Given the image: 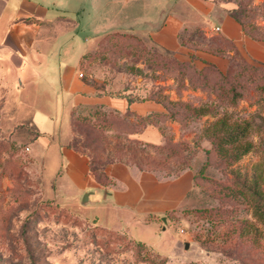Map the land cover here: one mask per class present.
<instances>
[{
	"label": "rangeland",
	"instance_id": "1",
	"mask_svg": "<svg viewBox=\"0 0 264 264\" xmlns=\"http://www.w3.org/2000/svg\"><path fill=\"white\" fill-rule=\"evenodd\" d=\"M234 9L243 27L231 13ZM226 15L252 43L220 30ZM73 17L78 34L89 40L86 50L95 47L82 68L84 77L103 81L105 90L116 95L169 100L168 107L181 108L184 115L179 122L187 137L167 133L156 146L143 147L129 142L125 133L102 131L109 142L102 149L103 159L131 155L138 161L134 157L146 153L162 177L193 163L192 189L169 213L170 220L162 216V224L154 220L145 228L139 222L129 225L133 239L107 228L120 227L111 204L87 202L88 192H76L75 202L67 200L73 190L56 176L54 149L45 152L31 144L37 131L29 105L39 120L43 114L53 117L55 144L70 137L67 118L55 104L51 107V96L21 81L0 53V264H264V222L253 216L255 177L264 191V0H209L199 5L194 0H82ZM173 20L184 23L170 34ZM108 33L122 37L115 35L110 45L102 40ZM140 46L145 50H138ZM157 54L160 67L153 63ZM168 57L196 71L205 61L222 73L229 68L233 81L221 85L217 94L194 87L188 79L191 71L188 76L180 71L183 63L166 69ZM204 108L208 112L200 114ZM219 119L223 126H214ZM129 120L137 125L133 115ZM227 131L237 139L234 145L221 142L227 151H220L216 137ZM246 143L250 150L234 159V146ZM94 218L106 227L96 226Z\"/></svg>",
	"mask_w": 264,
	"mask_h": 264
},
{
	"label": "crops",
	"instance_id": "2",
	"mask_svg": "<svg viewBox=\"0 0 264 264\" xmlns=\"http://www.w3.org/2000/svg\"><path fill=\"white\" fill-rule=\"evenodd\" d=\"M194 1L198 5L209 2ZM81 8L82 0H0V53L20 75L21 81L24 79L25 84L37 85L40 94L51 96L48 99L51 107L55 104V109L62 111L63 118H67L70 137L66 136L64 141L55 144L53 117L43 114L39 120L36 108L26 103L32 107L31 121L38 131L31 144L36 143L45 152L54 149L58 158L56 176L62 177L61 182L64 178L67 187L73 190L67 200L75 202L76 192L80 195L88 192L87 202L89 199V202L111 204L118 213V216L114 214L118 218L114 222L120 227L111 225L107 228L122 230L132 237L127 231L129 225L139 222L145 228L154 220H161L162 224V216L167 221L171 219L169 213L180 207L192 189L195 167L192 163L178 175L162 177L155 171H141L123 161H113L104 168L112 182L102 186L88 173L87 156L67 146L72 137L70 113L75 106L102 105L120 113L129 110L136 117L166 112L159 99L145 97L128 101L125 95L106 91L103 81L94 78L95 83L83 76L82 57L95 47L86 50L89 40H83L77 32L78 23L73 15ZM203 16L207 19L208 13ZM222 20L220 30L230 35L233 33L240 42H253L247 36L241 37V27L235 20L227 15ZM183 23L182 20L170 21L168 33H176ZM228 25L232 26V31ZM169 99L178 101L171 95ZM167 133L176 139L187 137L183 136L181 123L171 118L148 123L131 137L158 145L164 142Z\"/></svg>",
	"mask_w": 264,
	"mask_h": 264
},
{
	"label": "trees",
	"instance_id": "3",
	"mask_svg": "<svg viewBox=\"0 0 264 264\" xmlns=\"http://www.w3.org/2000/svg\"><path fill=\"white\" fill-rule=\"evenodd\" d=\"M235 9L232 10L231 12L233 15H234ZM235 19L243 27L242 21L239 20L236 16H235ZM115 35L118 37H122V35H119L117 33H110V34L108 33L102 37V40L106 39L108 43L111 45V42H112L111 39L115 37ZM122 41L126 42L125 40H122ZM221 41L222 43L223 42L226 43V39L224 38ZM227 42L229 43L227 46L234 48L233 44H231L229 41ZM142 49L145 50L144 46L138 47V50H142ZM212 53L218 54L219 52L212 51ZM89 55L90 53H85L83 55L82 61L80 64L81 68L85 66L86 58ZM151 56H153V54H151ZM156 56L157 58L156 60L153 61V63H155L156 67H160L159 64L161 63L160 62L161 56L159 54H157ZM147 60L148 59H146L145 62H147ZM165 62H166V69L168 70L169 69L172 70V68L175 67L176 65H181L183 63L184 66L182 67V69H180L181 73L184 74L185 76H188L190 75L188 72L191 71L192 75L188 77L190 83H192L194 87H198L208 92L217 94L220 91L221 85H224V86L227 85L228 87L229 81L230 83L233 81L232 79L233 76L229 74V71H230L229 68H227V70L224 73H222L216 67L214 63L209 62V61H205L203 67L198 71H196L189 63L184 62V61H177L175 58H172V57L166 58ZM249 67H251V65ZM195 74H196V77H195ZM217 82H220L219 83L220 85H217ZM229 89L232 90V92L234 93L233 86H230ZM125 96L127 97L128 101L136 100V98H132L129 95H125ZM149 98H154V97H149ZM161 102L166 112H162V113L151 112L147 114L146 116H137V117L129 110L125 113H120L112 109H108L107 111L103 112L101 111V109L103 108L102 105H95V106L78 105V106H75L71 110L70 128L72 132V137L69 140L67 146L87 156L88 173L92 176L93 180L97 184L105 186L112 182L111 179L105 174L104 168L108 163L113 162V161H123L126 164L136 166L141 171L143 170L155 171L156 170L155 168H153V163L147 159L146 153L142 154L139 157L136 155L134 158L138 159V161L131 159V155L129 157L126 156L124 158H122V156L121 157L117 156L116 158H113V159H108V158L103 159L101 155L103 151L102 149L105 148L106 144H109V142L105 139V137L101 133H103L102 131H110V130L114 131L115 130V132H118V133H125L127 135L126 139H128L129 142L131 141L134 143H138L142 145L143 147L156 146L157 144L147 143L137 138L131 137L130 135L139 133L141 129L144 126H146L148 123H154L155 121L160 120V119L171 118L173 120H178L180 122L182 121V119L184 118V115L182 112L180 114V110H182L181 108H177L176 110H171L170 107H168V105H170V103L172 104V102H170L169 100L161 101ZM208 109L209 108L202 109L200 114H205L206 112H208ZM192 111L195 112L196 109L193 108ZM129 115H133L134 117L137 118L138 120L137 125L133 121L129 120ZM85 123H88L86 124L87 131L86 130L83 131V129H85L83 124ZM217 124L222 125L224 124V122L222 119H219L214 123V126H216ZM235 127L236 125L234 126V128ZM244 128H247V127L245 126ZM227 133L228 135L216 137V140L218 139L217 146L220 151H227L224 148L225 146L221 145V142L224 143V145H229V144L234 145L237 139V136H235L231 131L229 132L227 131ZM36 135H38V131ZM233 149L235 150V152L233 153L232 157L234 159H238L250 150V144L246 143L245 145L243 144L235 145ZM140 151H143V150L141 149ZM174 175H178V174H174ZM258 181H259V178L257 176L253 180V184H254L253 194L257 195V202L254 205L253 216L258 221L264 222V191L260 187V184ZM94 222L96 226L103 228L102 226H99L96 223L95 219H94ZM136 242L142 245H146L143 241H140V240H136Z\"/></svg>",
	"mask_w": 264,
	"mask_h": 264
},
{
	"label": "water",
	"instance_id": "4",
	"mask_svg": "<svg viewBox=\"0 0 264 264\" xmlns=\"http://www.w3.org/2000/svg\"><path fill=\"white\" fill-rule=\"evenodd\" d=\"M85 200H87V194L85 195ZM86 202V201H85ZM188 244H185V248H187Z\"/></svg>",
	"mask_w": 264,
	"mask_h": 264
},
{
	"label": "built area",
	"instance_id": "5",
	"mask_svg": "<svg viewBox=\"0 0 264 264\" xmlns=\"http://www.w3.org/2000/svg\"><path fill=\"white\" fill-rule=\"evenodd\" d=\"M215 29H216V30H219V28H218V27H216ZM79 75H80V76H82V74H79Z\"/></svg>",
	"mask_w": 264,
	"mask_h": 264
}]
</instances>
